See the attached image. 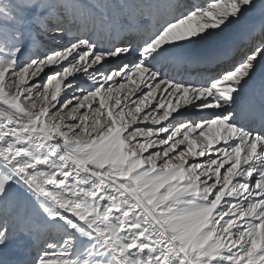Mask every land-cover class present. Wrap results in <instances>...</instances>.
<instances>
[{
    "label": "snow or ice",
    "instance_id": "6c2138e0",
    "mask_svg": "<svg viewBox=\"0 0 264 264\" xmlns=\"http://www.w3.org/2000/svg\"><path fill=\"white\" fill-rule=\"evenodd\" d=\"M0 264H264V0H0Z\"/></svg>",
    "mask_w": 264,
    "mask_h": 264
}]
</instances>
